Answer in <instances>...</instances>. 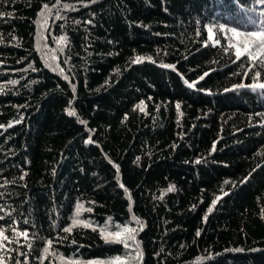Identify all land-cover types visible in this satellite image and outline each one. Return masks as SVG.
I'll return each mask as SVG.
<instances>
[{
  "label": "trees",
  "instance_id": "obj_1",
  "mask_svg": "<svg viewBox=\"0 0 264 264\" xmlns=\"http://www.w3.org/2000/svg\"><path fill=\"white\" fill-rule=\"evenodd\" d=\"M261 12L257 0H0L6 264L125 257L98 226L133 216L138 264H264V89L247 87L264 67L249 72L218 27L257 30ZM77 204L95 226L64 232Z\"/></svg>",
  "mask_w": 264,
  "mask_h": 264
},
{
  "label": "snow or ice",
  "instance_id": "obj_2",
  "mask_svg": "<svg viewBox=\"0 0 264 264\" xmlns=\"http://www.w3.org/2000/svg\"><path fill=\"white\" fill-rule=\"evenodd\" d=\"M60 0H57V3H59ZM92 2H95V0H92ZM258 4L264 5V0H257ZM63 7L67 8L70 7L69 5H64ZM44 10L51 11L49 8V5L45 4L43 6ZM41 17H45L44 11L40 13ZM261 16H264V12L260 13ZM60 18V17H57ZM44 23H47V19L44 18ZM43 26V25H42ZM219 30L221 32H224L225 30L231 34L229 38V43H228V48L233 49L235 59L237 61H240L242 58L246 57L248 61L251 63V66L249 67L248 71L251 72L253 68L259 64L260 66L264 67V27H259L257 30H252V31H240L236 27L232 28H227L226 26L221 24L218 26ZM207 33H208V41H211L213 46L219 45L221 43L220 38L217 36V34L213 31V27H208L207 28ZM66 37H60V43L63 44L66 41ZM207 46V44L205 45ZM227 51V49H225ZM55 59V57H53ZM144 58L143 57H137L133 62L138 63L141 62ZM151 59V58H149ZM164 67H171L174 68L173 65H164ZM61 72H63V69H60ZM205 76L208 75L207 73L204 74ZM247 75V73H245ZM261 73L260 72H255L253 79H258L260 77ZM204 77L201 76L200 79H203ZM13 83H15L13 81ZM193 84H189V87H193ZM238 87L243 88L246 87L244 84L238 85ZM247 87L256 89H264V83H254L251 85H247ZM137 107L140 108L141 111H143V102H141L140 105ZM177 108H179V105H177ZM69 115H76L75 111H69ZM81 123H84V121H81ZM11 127V124L8 125ZM0 127H3V125H0ZM91 142V141H89ZM23 178V177H21ZM121 188L124 187L123 184L120 185ZM173 187H169L168 191L171 192L173 191ZM213 205H215L216 201L212 202ZM83 209V205L77 204L76 206V213L74 217L71 220V225L68 227L63 228L64 232L71 233L72 229L77 226H83V227H92L87 221L79 219L80 212ZM2 210V209H0ZM213 209L212 207H209L208 212H211ZM87 211H91V209H87ZM0 219H3V217H0ZM133 220L136 221V223H140L139 220L135 216H133ZM141 225V229H142ZM95 231L96 229L93 228ZM15 231V230H14ZM137 232L136 228H130V227H123L119 230L116 231H109L106 227L103 229H100V234L101 237L105 240L106 243H120L122 244L125 248H130L131 244L129 243L130 241L135 242L136 236L135 233ZM199 235V233H197ZM17 236H22L25 239L28 238V233L26 231L22 232H17ZM4 241H9L11 242L10 238L5 234V229L3 227H0V250H6V246L4 244ZM47 247L43 249V252L45 254H49V250L52 247V240H48L47 242ZM31 246V245H29ZM138 248V245H137ZM55 254V253H51ZM142 254L137 251V256L135 258H139ZM45 259L47 258V255L44 257ZM61 264H81L80 261H75V260H65L63 256L59 257ZM0 264H6L5 257L3 255H0ZM86 264H128L127 258L126 257H115L110 261H88Z\"/></svg>",
  "mask_w": 264,
  "mask_h": 264
},
{
  "label": "rangeland",
  "instance_id": "obj_3",
  "mask_svg": "<svg viewBox=\"0 0 264 264\" xmlns=\"http://www.w3.org/2000/svg\"><path fill=\"white\" fill-rule=\"evenodd\" d=\"M44 13H45V17H41L40 16V19H39L40 39H43V38L45 39L43 33H44V30H45V28L47 26V23H44V18H46L48 20L49 18L53 17L52 11L49 12V11L45 10ZM57 46L61 47L62 44L58 43ZM49 53L55 57V50H50ZM81 211H83V209ZM75 213H76V209L74 211L73 217H74ZM79 219L87 221L90 225L95 226V225H93V223L90 220H87L85 218H80V216H79ZM125 226L130 227V228H136L137 230L139 228V224L136 223V221H133L131 223H128V224H125V225H121V226H118V227H111L110 224H106L105 226L104 225L103 226H98V229L100 230V229H103V228L106 227L109 231H116V230H119V229H121V228H123ZM135 236H136V233H135ZM129 243L131 244V247L130 248H126L127 249V256H125L127 258L128 264H138L140 257L139 258H135L137 256V251L140 253L139 245L137 243V240H135V242L130 241ZM137 245H138V248H137ZM59 257L60 256L56 257V260H55L56 264H61V261H60ZM64 258H65V260L71 259V260H75V261H80L81 264H86V262H88V261H110V260L113 259V258H106V259H91V260L83 261V260L75 259V258H66V257H64Z\"/></svg>",
  "mask_w": 264,
  "mask_h": 264
},
{
  "label": "bare ground",
  "instance_id": "obj_4",
  "mask_svg": "<svg viewBox=\"0 0 264 264\" xmlns=\"http://www.w3.org/2000/svg\"><path fill=\"white\" fill-rule=\"evenodd\" d=\"M203 92H205V91H203ZM60 220V219H59ZM105 226V225H104Z\"/></svg>",
  "mask_w": 264,
  "mask_h": 264
}]
</instances>
